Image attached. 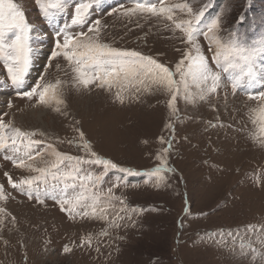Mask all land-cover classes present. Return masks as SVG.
Instances as JSON below:
<instances>
[{
    "label": "rangeland",
    "instance_id": "rangeland-1",
    "mask_svg": "<svg viewBox=\"0 0 264 264\" xmlns=\"http://www.w3.org/2000/svg\"><path fill=\"white\" fill-rule=\"evenodd\" d=\"M18 2L35 26L33 63L24 90L37 83L41 75L49 82L57 78L70 81L72 74L62 57L51 61L47 73L45 68L55 50L56 29L68 23L73 33L86 30L70 23L78 0H67L65 11L52 23L40 16L34 0ZM189 2L194 8L208 5L202 23L221 15L225 34L234 31L249 43L264 36V0ZM121 5L130 7L132 0L119 1L118 5L115 0H101L92 12L90 21L102 22L103 40L174 67L187 50L181 33L166 30L164 23L170 22L148 15L129 20L110 14L112 8ZM198 39L213 69L219 70L211 60L207 39ZM5 73L0 61V115L5 121L44 132L48 142L70 155L83 154L75 144L67 143L78 140L75 128H80L99 155L141 173L127 175L111 170L101 187L106 190L119 181L115 194L126 198L129 208L144 211L130 213L131 219L117 220L120 227L100 220H74L59 206L63 195L59 189L38 198L14 189L5 173L15 181L32 173L5 159L9 152H0V184L8 197L0 200V208L6 210L0 213V264H264V237L260 231L246 232L249 224L264 229V147L252 139L258 125L250 120V109L258 108L260 102L248 99V92L264 91V85L242 86L233 92L230 74L222 73L217 95L192 104L184 100L181 91L177 114L170 117L166 92L143 94L139 101L120 104L104 90L93 87L78 91L68 84L67 107L63 109L67 115H62L17 96ZM169 123L171 128L166 126ZM161 136L172 142V149L165 154L166 167L175 171H165L166 183L157 187L155 178L144 173L161 164L156 158L166 146L161 145ZM86 167L95 173L101 171ZM68 192L72 194L71 189ZM105 230L108 235H101ZM89 234L92 244L81 246L82 238ZM241 239L256 248L255 256L241 254ZM65 246L73 250L65 253Z\"/></svg>",
    "mask_w": 264,
    "mask_h": 264
},
{
    "label": "snow or ice",
    "instance_id": "snow-or-ice-1",
    "mask_svg": "<svg viewBox=\"0 0 264 264\" xmlns=\"http://www.w3.org/2000/svg\"><path fill=\"white\" fill-rule=\"evenodd\" d=\"M34 3L40 16L48 23H52L54 17L67 7V0H34ZM100 4L101 0H78L73 6L70 13L71 25L86 27V30L73 33L69 24L65 23L55 31V50L50 53L51 59L45 73L52 66V60L62 57L70 68V81L57 78L54 82H49L45 75H41L37 83L29 90H24L33 63L35 49L31 40L35 26L28 21L18 0H0V61H3L5 75L17 96L67 115L63 109L67 107L68 84L78 91H87L93 87L104 90L112 94L120 104L139 101L143 94L160 91L166 92L170 97L168 107L171 117L177 114L176 102L181 91L184 93V100L192 104L208 101L217 95L222 87V73L230 74L233 92L242 86L252 88L257 83L264 85V36L249 43L234 31L225 34L219 14L209 22L202 23L207 4L194 8L189 0H132L130 7L121 5L111 9L110 14H119L129 20L148 15L161 22H170L164 23V28L179 31L181 41L187 48L174 67L140 51L114 47L105 42L102 38L101 20L90 21L92 12ZM199 37L207 39L212 51L211 60L215 61L219 70H214L211 66L209 57L202 51ZM248 99L260 102L258 108L250 109V120L258 125V131L253 132L252 139L264 147V91L255 94L248 92ZM166 126L172 127L171 123ZM219 126L223 127L222 124ZM75 131L78 140H68L67 143L75 144L82 155L61 152L48 142L44 132L22 129L5 121L0 115V152H9L10 155H6L5 159L12 160L15 167L32 173L19 181L13 180L8 173L5 176L14 189L27 193L30 198L33 194L38 198L49 190L59 189L63 193L59 206L74 220L77 217L83 220H100L109 226L120 227L117 220L123 221L126 217L131 219L130 213L144 210L129 208L126 198L115 194L114 188L120 186L119 181L106 190L102 189L104 177L111 170L127 175L141 173L132 168L121 167L113 160L99 155L85 138V133L78 127ZM159 139L161 145H166L156 156L161 164L144 173L150 179L155 178L157 187L162 182L166 183L163 175L165 171H175L166 167L168 161L165 154L172 149V142L166 141L163 136ZM86 166L99 167L101 171L95 173ZM69 189L72 190L71 195ZM7 198L4 185L0 184V200ZM38 202L44 203L39 199ZM5 211L0 208V213ZM257 231L264 237V229L252 224L246 226V232ZM101 235L107 236L108 232L102 231ZM92 242L93 237L86 235L82 238L81 246H90ZM261 242L264 243V239ZM239 248L242 255H256V248L251 243L246 244L243 239L239 242ZM72 250L69 246L63 249L65 253Z\"/></svg>",
    "mask_w": 264,
    "mask_h": 264
},
{
    "label": "bare ground",
    "instance_id": "bare-ground-1",
    "mask_svg": "<svg viewBox=\"0 0 264 264\" xmlns=\"http://www.w3.org/2000/svg\"><path fill=\"white\" fill-rule=\"evenodd\" d=\"M41 117V116H40Z\"/></svg>",
    "mask_w": 264,
    "mask_h": 264
}]
</instances>
